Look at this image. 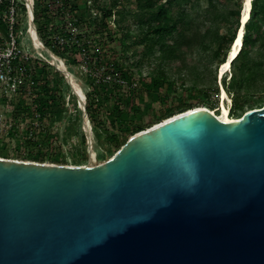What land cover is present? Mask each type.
<instances>
[{
	"label": "water",
	"instance_id": "95a60500",
	"mask_svg": "<svg viewBox=\"0 0 264 264\" xmlns=\"http://www.w3.org/2000/svg\"><path fill=\"white\" fill-rule=\"evenodd\" d=\"M0 264H264V105L193 107L88 165L0 157Z\"/></svg>",
	"mask_w": 264,
	"mask_h": 264
},
{
	"label": "rangeland",
	"instance_id": "374dc122",
	"mask_svg": "<svg viewBox=\"0 0 264 264\" xmlns=\"http://www.w3.org/2000/svg\"><path fill=\"white\" fill-rule=\"evenodd\" d=\"M95 1L102 25L109 22L112 30V53L120 54L124 66L133 75L142 78V89L136 90L141 95L135 92L131 99L123 102L118 99L121 91L115 94L114 87L99 90L97 99L101 104H96L93 124L85 116L81 97L72 84L70 88L55 70L48 68L53 85L58 83L54 87V116L46 115L42 126L38 128H32L19 116L14 127H0V157L40 163L88 165L103 161L115 153L116 149L109 145L106 135L110 131H126L124 123L131 118L143 128H148L163 120L165 117L162 114L173 110L176 112L177 107L183 103L220 113L222 80L227 81L235 70L230 67L220 80L217 72L222 56H216L214 50L220 35L232 32L236 25L234 16L229 12L237 9L236 0H189L183 4L182 14H174V19H181L180 26L184 27V20L190 21L185 30L190 42L180 44L182 46L170 59L158 51V44H152L157 40L154 34H149L146 42H139L149 29L139 21L137 0ZM80 7L83 8L82 5ZM108 9H111L110 15L106 14ZM82 14L88 16V11L82 9ZM105 27L104 25L103 29ZM176 37V34H172L167 40L170 42ZM249 58L253 67L249 91L254 98H258L264 95V40L251 48ZM238 62L236 60L235 64ZM257 62L260 64L256 66ZM158 71H163L177 85H197L209 91L216 86L217 93L209 92L208 100L203 102L197 93L185 91L181 87L176 90L168 85L154 87L150 83V77ZM71 75L83 93H88L91 98L87 81L77 73L72 64ZM229 100H232L231 95L224 101L227 109L231 107ZM263 105L264 101H259L250 107L256 109ZM18 106L19 104L17 108ZM115 107L118 111H114ZM248 108L245 106L242 111L245 112ZM16 111L19 112L20 109ZM109 117L115 119V126ZM86 119L89 120L88 123ZM131 136L129 134L128 138Z\"/></svg>",
	"mask_w": 264,
	"mask_h": 264
},
{
	"label": "built area",
	"instance_id": "2783aa9c",
	"mask_svg": "<svg viewBox=\"0 0 264 264\" xmlns=\"http://www.w3.org/2000/svg\"><path fill=\"white\" fill-rule=\"evenodd\" d=\"M95 2L0 0V15L6 22V37L0 45V127H14L19 116L32 128H38L46 115L54 116V87L58 83L53 85L49 66L59 72L70 88L71 64L87 81L91 98L88 93L81 98L86 117L87 100L101 104L97 99L99 90L114 87L115 94L121 91L118 99L123 101L142 89V78L124 66L120 54L112 53L111 27L107 22L103 29ZM81 5L88 16L82 14ZM53 57L63 61L65 70L52 62ZM43 68L50 80L48 86L53 87V100L48 102L51 104L45 102L47 98L41 89L39 78Z\"/></svg>",
	"mask_w": 264,
	"mask_h": 264
},
{
	"label": "trees",
	"instance_id": "16d2710c",
	"mask_svg": "<svg viewBox=\"0 0 264 264\" xmlns=\"http://www.w3.org/2000/svg\"><path fill=\"white\" fill-rule=\"evenodd\" d=\"M188 1L189 0H137L136 7L140 12L139 21L142 24L146 25L149 29V31L146 32L144 37H142L139 42H146L148 40L149 34H154L157 37V40L152 44L159 45L158 51H161L163 55L169 59L171 58L170 56H174L175 52L180 49V46H182L180 44H188L190 42V38L187 37V35L185 34V30L189 26L190 21L184 20V27L180 26L179 22H181V19H174V14H182V5L186 4ZM236 1L237 9L229 11L230 14L234 16L236 20V25L232 32H227L226 34L220 35L221 37H219V41H217L219 43L217 44L216 49L214 50V54L216 56H222L219 65L224 62L239 25L241 4L243 0ZM106 14L110 15L111 9L106 10ZM104 25L106 26V23ZM172 34H176L177 37L169 42L167 39ZM5 37L6 22L4 18L0 15V45H2V43L4 42ZM262 40H264V0H252L250 17L244 27L241 50L236 59L232 61L230 65V67H233L235 71L231 73L230 78L227 81L226 79H223L221 84L226 93L228 95H231L232 97L230 116H236L234 118H239L242 116V114L244 113L242 110L245 106H248L249 110L251 109L250 106H252L253 104L258 103L259 101H264V95L258 98H254L249 91L251 73L253 72L252 60L249 58V53L251 48L254 47L257 43L262 42ZM222 41L224 43H220ZM236 60L239 61L237 65L235 64ZM259 64L260 63L257 62L255 65L257 66ZM46 66L48 67V65H45L44 67ZM49 68L53 69L54 71V68L52 66H49ZM56 72L57 74H59L58 71ZM45 73V68H43L39 78L41 79V89L44 97L47 98L45 102L48 103L50 101L52 103L53 96L51 91L53 87L48 86L50 80L46 78ZM150 78V83L154 87L158 88L160 86L168 85L174 90H176L178 87H181L185 91L197 93L203 102L208 100L209 92L212 91L215 94L217 93L216 86L212 87L209 91L208 89L199 88L197 85L186 86L184 83H180V85H177L176 82L169 79L163 71L156 72ZM139 91H136V93L140 96L141 92ZM124 101H126V98H123V102ZM196 106L198 105H192L191 103H183L177 107L176 112H174L173 110L169 113L162 114V116L168 118L177 113L186 111ZM95 107L96 105H94L91 100H87L86 112L88 114L90 122L93 124H95ZM114 111H118V108L115 107ZM106 116L108 117V115ZM109 118L112 121L111 123L115 126V119L112 120L111 117ZM124 124L126 126V131H110L106 135L107 142L111 147H113V149H116V151L129 139V134L133 135L144 129L133 118H131V120H127V122H125Z\"/></svg>",
	"mask_w": 264,
	"mask_h": 264
},
{
	"label": "bare ground",
	"instance_id": "6f19581e",
	"mask_svg": "<svg viewBox=\"0 0 264 264\" xmlns=\"http://www.w3.org/2000/svg\"><path fill=\"white\" fill-rule=\"evenodd\" d=\"M242 2H244V9L242 11V16L240 15V18H239V20L241 19V24L239 22V25H238V28L236 31L237 36L234 37V39L230 45L226 59L224 60L223 63H221L219 65V68H218L217 74H218V77L220 80L223 78L224 74L228 71L232 61H234L236 59V57L238 56V54L241 50V47H242V38H243V34H244V27H245V24L247 23V21L249 20V17H250L252 0H243ZM241 9H242V7H241ZM52 62L56 63L61 69L65 70V65H64L62 60H60L58 58L56 59V57H53ZM68 78L71 80V84H72L73 88L77 91L79 96L81 98H83V91H82L81 87L79 86L78 82L76 81V79L74 78V76L69 75ZM223 90H220L221 91V94H220L221 104H220V108H219L220 113L217 114L214 111H212L211 109H208V108L207 109L209 111H211L215 116H217L220 120L228 122V121H232L233 119H236V118L231 117L230 113L228 114V109L224 104L225 103L224 102L225 97H226V93H225L226 91L225 90L223 91ZM229 102H231V100H229ZM87 123H88V120H87ZM157 123H159V122H157ZM157 123H155V124H157Z\"/></svg>",
	"mask_w": 264,
	"mask_h": 264
}]
</instances>
